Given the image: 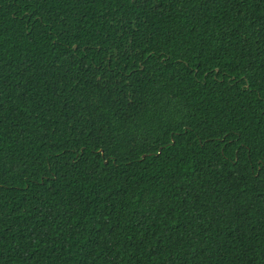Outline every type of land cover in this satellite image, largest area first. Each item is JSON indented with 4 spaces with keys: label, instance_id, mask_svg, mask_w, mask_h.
Here are the masks:
<instances>
[{
    "label": "trees",
    "instance_id": "1",
    "mask_svg": "<svg viewBox=\"0 0 264 264\" xmlns=\"http://www.w3.org/2000/svg\"><path fill=\"white\" fill-rule=\"evenodd\" d=\"M0 264H264V0H0Z\"/></svg>",
    "mask_w": 264,
    "mask_h": 264
},
{
    "label": "water",
    "instance_id": "2",
    "mask_svg": "<svg viewBox=\"0 0 264 264\" xmlns=\"http://www.w3.org/2000/svg\"><path fill=\"white\" fill-rule=\"evenodd\" d=\"M144 158H145V156H144Z\"/></svg>",
    "mask_w": 264,
    "mask_h": 264
}]
</instances>
